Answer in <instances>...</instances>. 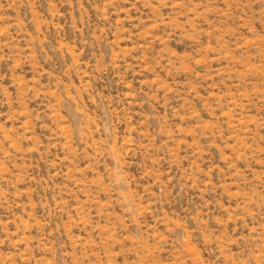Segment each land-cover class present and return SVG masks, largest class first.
Returning a JSON list of instances; mask_svg holds the SVG:
<instances>
[{"label": "rangeland", "instance_id": "1", "mask_svg": "<svg viewBox=\"0 0 264 264\" xmlns=\"http://www.w3.org/2000/svg\"><path fill=\"white\" fill-rule=\"evenodd\" d=\"M0 264H264V0H0Z\"/></svg>", "mask_w": 264, "mask_h": 264}]
</instances>
